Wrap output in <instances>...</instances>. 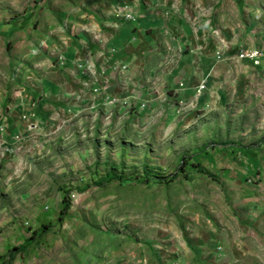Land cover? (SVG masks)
<instances>
[{"label": "rangeland", "instance_id": "obj_1", "mask_svg": "<svg viewBox=\"0 0 264 264\" xmlns=\"http://www.w3.org/2000/svg\"><path fill=\"white\" fill-rule=\"evenodd\" d=\"M148 8L145 0H0V68L10 75L0 84V99L6 94L0 101V135L8 133L15 144L13 168L4 165L6 155L0 158V237L22 236L3 264L39 249L46 257L60 253L61 264H264V166H258L264 161V112L240 111L236 103L228 109L203 106L192 114L176 96L188 85L173 73L184 57L177 51H163L154 59L158 64L147 62L137 70L119 64L116 92L64 81L58 98L47 99L49 105L56 100L55 107L42 114V128L35 127L32 113L11 114L12 90L26 88L34 97L28 102L18 96L16 110L28 103L36 107L39 93L25 78L33 60L39 74L50 61L66 64L62 57L51 58L48 47H66L65 39L77 42L78 12L95 15L98 36L125 22L142 23V30L152 33L158 21L144 16ZM70 9L74 20L64 16ZM179 22L215 23L214 44L224 45L219 21ZM168 23L162 28L176 29ZM83 25L92 27L90 20ZM232 36L228 40L237 47ZM160 42L166 47L162 35ZM96 44L107 47L99 39ZM243 49L234 53L238 59H244L238 56ZM44 56L50 59L45 65ZM222 57L216 51L201 69L204 87L196 86L197 97ZM16 67L21 81L16 75L14 82ZM162 76H171L176 88L172 83L168 90ZM33 82L44 94L46 84ZM66 89L69 96L62 94ZM15 118L26 127L14 132ZM145 165L164 179L146 178Z\"/></svg>", "mask_w": 264, "mask_h": 264}, {"label": "crops", "instance_id": "obj_2", "mask_svg": "<svg viewBox=\"0 0 264 264\" xmlns=\"http://www.w3.org/2000/svg\"><path fill=\"white\" fill-rule=\"evenodd\" d=\"M147 1L148 0H145V3L150 6L148 9L151 11L145 14L143 13L144 11H142L141 14H144L148 20H152L153 22L158 21L152 33H145V31L142 30V23L138 24L137 22H131L129 25L125 22L120 27H115L112 32H106L98 36L97 30L92 22L95 15L91 12L80 10V13L78 12L77 14L76 12L79 16L78 18H82V20L78 19L81 21L82 25L79 27L80 32L77 42L74 43L71 40L65 39L63 41L65 45L63 46L66 47H48V52L54 55H49L51 58L55 56L62 57L66 64L63 66H60L61 64L54 66L51 64L50 59L44 56V59H46L44 65L50 61V65L52 66L46 64L47 68L44 67V74H39L37 66L40 65H37V62L33 60L32 64L28 67V73L25 75V78L26 82L33 87V90L39 93V98L36 99V107L28 103L27 105H23L22 109L19 107L20 109L16 110L15 106L19 105L21 98L24 97V99L29 102L31 97H34L26 88L24 91L17 92L12 90L11 101L8 103L9 108H14L11 114L20 116L21 114L24 115V112L28 114L32 113L36 117L33 120L34 124H36L35 127L39 126V128H42L40 125L42 124V114L43 116L47 114L45 110H47L48 107H55L56 100H50L52 104L49 105L47 99L58 98L57 94L63 90L65 82L67 85L70 84L69 81L77 83L88 82L92 87L102 86V88H105V91H109L110 93L111 91L116 92L118 84L117 79L121 78L120 68H118L119 64H121L120 66L126 65L128 69H130L131 66L133 70H137L138 67L143 68L147 62L158 64L159 60L154 59L160 56V53L167 50H172V52L177 51V54L184 56L178 59L177 64H175L173 68V73L176 77L185 78L188 85L186 88L181 89L177 95L175 93L171 94H175L181 100L183 99L187 104L186 107H188L192 114L196 113L198 110H202L203 106L208 108L209 106L212 107V105L215 106L218 104V106L222 105V108H225L224 106L227 104L226 107L228 109V105L231 106L236 103L241 107L240 111L259 109L264 112V55L260 58V63L257 65H254L249 59H238L236 55H234L236 51L243 48H259L264 50V0ZM171 2H173V6L176 5V7L170 8L171 6H169V3ZM70 12H74V9H70L64 16L69 20H74V15L70 14ZM247 13L250 14V16H248ZM90 16H92V18ZM85 20H90L92 27L83 25ZM163 20L164 22H162ZM190 20H204L206 23H210L212 20L219 21L220 27L218 28L222 37L221 41L224 45L222 47H216L214 44V34L212 30L217 29L213 27L215 23L212 24L211 27L208 24L201 27L200 24L196 22L191 25L189 24V26L181 24V22L176 24V21ZM166 21L169 22V26L170 24L171 26H176V29L171 30L162 28ZM134 28H141V30H138L137 34ZM231 33L234 35L232 39L234 38L233 40L238 44L237 47H233L228 40ZM160 35L163 36L166 47L158 46V44H162V42L158 43ZM98 39L107 47L97 46L96 43ZM36 50L37 47H29L30 52H36ZM218 50L223 53V57L218 62L213 75L209 76L207 79L206 89L197 97L195 95V88L203 77L201 69L203 67H208L210 61L215 57V52ZM229 57L231 59H228ZM16 69L19 68H14L12 74V80L14 82L16 75V81H19V79L21 81L19 74H15ZM4 70L5 71H3V67L0 68V72L4 74L2 80H0V84L10 79V75L5 74L9 73V69L4 68ZM51 70H54V73L51 72ZM124 71L127 72L124 73L126 76L129 74L130 70H122V72ZM170 77L168 79L164 77V79L167 80L166 87L168 90H170V85L172 83L171 88H176V85H174L175 82L169 81ZM37 78L41 79L44 84H46V87H44V94L41 93V89L35 86V81L33 82V80ZM125 78L127 79V76ZM164 79L163 81L166 82ZM223 85L227 87L226 95L223 92ZM66 90L63 91V96H69L68 90ZM28 95H30L29 98H27ZM154 95L155 94H153V96ZM5 96L6 94L2 93L0 101H4ZM18 96L21 98L18 99ZM170 109L173 112V108ZM1 111H3L2 107H0V113ZM225 112L227 111L225 110ZM48 119L49 116L46 118V121ZM15 121H17V123L15 125L16 131L14 132L19 131L20 128L24 129V127H26V125H24L25 121L21 122L19 118H15ZM9 133L12 132L9 131ZM14 145L12 139L8 140V133L0 135V158L6 155L4 165L8 168H13L14 166ZM261 145L260 143L257 146L262 147ZM253 158L255 162H258L256 156ZM258 166H264V161ZM258 169L261 170L262 168L259 167ZM21 238L22 236L20 237L18 235H10V237L7 238L0 237V264H3V256L8 253L6 251L13 246L12 244H14V242ZM27 239L28 243H30V237H26L24 240L26 241ZM50 253V256L46 257L43 255L41 249H39L38 251H30L28 254H18L7 264H61L60 259L62 255L60 253H54L53 251ZM52 254L58 257L51 258ZM43 259L48 260L43 261ZM54 259L55 262L50 261ZM69 263L74 264L71 262ZM69 263L65 262L63 264Z\"/></svg>", "mask_w": 264, "mask_h": 264}, {"label": "built area", "instance_id": "obj_3", "mask_svg": "<svg viewBox=\"0 0 264 264\" xmlns=\"http://www.w3.org/2000/svg\"><path fill=\"white\" fill-rule=\"evenodd\" d=\"M126 16L128 18H134V15H131L130 13H127ZM218 53V52H217ZM216 53V54H217ZM264 55V50L263 49H256V48H252V49H243L242 51H240L238 53V56L240 58H247V59H250V60H253L254 63H258L260 57ZM217 56L219 57V53L217 54ZM204 82L201 81L198 85H197V91L201 90L203 87H204Z\"/></svg>", "mask_w": 264, "mask_h": 264}, {"label": "trees", "instance_id": "obj_4", "mask_svg": "<svg viewBox=\"0 0 264 264\" xmlns=\"http://www.w3.org/2000/svg\"><path fill=\"white\" fill-rule=\"evenodd\" d=\"M196 166H198L197 168H198L199 171L204 172V173H207V174H211L208 170H206L201 165L196 164ZM142 172H143V174L145 175L146 178H150V176H153V177H156L157 179H164V177H157L156 175H154L153 172H152V170H151V168L148 167L147 165L144 166Z\"/></svg>", "mask_w": 264, "mask_h": 264}]
</instances>
